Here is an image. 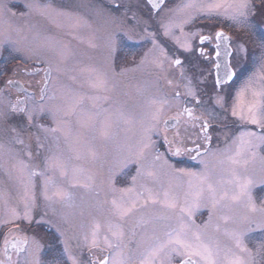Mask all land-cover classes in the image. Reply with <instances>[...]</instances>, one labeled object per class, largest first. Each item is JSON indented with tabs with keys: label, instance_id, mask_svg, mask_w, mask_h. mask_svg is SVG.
<instances>
[{
	"label": "snow or ice",
	"instance_id": "1",
	"mask_svg": "<svg viewBox=\"0 0 264 264\" xmlns=\"http://www.w3.org/2000/svg\"><path fill=\"white\" fill-rule=\"evenodd\" d=\"M109 4L106 7L103 0H56V4L33 0L25 5L29 14L38 12L57 28L65 27L61 20L67 21L73 29H93L80 12L91 9V15L103 21L106 56L101 65L81 69L86 75L78 80L75 68L67 64V45L55 61L43 54V50H56L53 37L44 36L43 43L34 48L11 42L16 52L29 59L35 56L37 64L47 67L42 69L44 82L38 97L22 85L25 95L15 100L0 89V185L5 181L18 185L23 205L22 212L13 207L10 217L0 221V228L17 221L28 225L27 230L8 227L0 264H264V195L255 194L258 185L264 186V35L256 41L259 70L241 84L234 97L226 87L238 73L226 61L221 76V64L216 63L211 108L189 88L186 103L194 102L196 107L183 106L167 119L163 118L170 104L167 95L157 96L147 87H137L133 94L123 80L133 69L116 63L121 46L131 41L152 44L138 66L148 63L149 55L158 68L165 59L169 67L179 66L182 61L169 57L162 41L170 38L186 49L190 45L182 43L174 30L187 36L185 26L201 15H226L254 30L256 17L264 26V0H181L170 8L165 0H152L157 17L167 9L154 31H149L151 14L145 17L138 0H109ZM8 12L7 3L0 0V25L8 23L4 19ZM216 38L230 39L222 30ZM209 39L200 36L201 41ZM2 43L7 47L9 42ZM88 43L97 47L91 39ZM246 43L244 37L236 41L241 57L250 54ZM226 54L232 55L230 46ZM7 83L19 85L18 81ZM181 98V93L173 94V99ZM170 122L176 129L171 138ZM158 132L168 145L163 153L153 140ZM183 156L198 161L200 169L178 167L172 161ZM208 157L227 163L230 178L214 179ZM129 175L127 186H118ZM8 195L7 187H0V200L6 203ZM77 208L78 213L69 211ZM201 208L207 209L208 219L197 224ZM49 215L59 216L56 231L62 238V251L45 260V246L27 233L33 223L51 224L44 220ZM77 215L86 223H74ZM69 231L75 245L67 237ZM255 232L262 237L249 247Z\"/></svg>",
	"mask_w": 264,
	"mask_h": 264
},
{
	"label": "rangeland",
	"instance_id": "2",
	"mask_svg": "<svg viewBox=\"0 0 264 264\" xmlns=\"http://www.w3.org/2000/svg\"><path fill=\"white\" fill-rule=\"evenodd\" d=\"M8 5V9L10 12L5 13L4 19L7 20V24L0 25V89H5L8 94H10L11 98L15 100L18 97H22L21 93H17V91L11 87L6 81L8 75H12L13 77L21 80L26 87H29L31 91H35L37 97L39 96V87L41 84L39 80L41 78L40 74L37 73H26L24 72L23 68H29L32 65L33 61L37 60V57L26 58V54L22 52H16L11 42H18L19 46L22 48H34L37 46L38 43H43L44 36H51L53 37V41L56 44L55 51H47L43 50V54L51 58L55 61L58 58V53L62 46L67 45V51L69 52L70 56L67 61L69 67L75 68L73 72L74 75L77 76L78 80L83 79L86 73H81V69L88 67L89 65H96L99 66L104 62L106 52L104 49V40H103V28L102 20H98L91 15V9H80L82 15L87 16L89 20L93 24V29L87 28H80V29H73L68 27V22L61 20L64 23L65 27L57 28L55 27L49 18L46 16L40 15L38 12H31L29 14V10L25 7L26 4L32 3L33 0H3ZM39 3L45 4L48 3L49 0H38ZM54 4H56V0H52ZM77 3H80V0H76ZM120 2V0H117ZM140 8L142 9L145 17L148 14L152 16V9L149 7L147 0H138ZM181 0H167V6L174 7L176 4L180 3ZM259 0H257V3ZM103 3L106 7L109 4V0H103ZM56 6H59L58 4ZM225 10L221 9L220 12L223 13ZM167 13V9L161 13L162 18ZM223 16V15H222ZM226 16V15H225ZM261 22L260 18L258 20ZM257 23L255 24V30L262 29ZM255 22V21H253ZM262 24V22H261ZM157 27V26H156ZM151 31V28L149 29ZM73 33L69 35V33ZM184 33H187V28L185 26ZM39 34V35H37ZM175 36L180 37L181 42H187L190 45V49L181 48L178 44H176L172 39L165 38L162 43L165 48L168 49V56L172 59L177 58V54L181 53V55L185 53H190L192 50V35L194 32L187 33L188 35H183L178 29L174 30ZM187 38H190L189 43ZM92 40L93 43L97 45V47L92 48L90 47L88 41ZM8 41V46L5 47L2 42ZM196 47V45H195ZM152 48L151 43H143V54L148 52L149 49ZM191 50V51H189ZM179 51V53H177ZM175 52V56H172V53ZM142 54V56H143ZM156 56L159 55L157 52ZM141 56V57H142ZM117 58V57H116ZM149 62L143 66H138V63L120 67L133 69L132 71H128L125 73L123 80L125 85L128 87L130 91L135 94L136 88H144L147 87L148 90L157 95V96H164L167 95L169 98L170 104L165 107L163 118L167 119L169 116L174 115V113L181 107H183L184 98L187 96L189 88H192L196 91L197 97H200L202 84H201V76L195 75L194 77L191 74V70L189 69L186 64L182 63L179 67L173 65L169 67L168 60L165 59L164 66L162 68H158L156 64L152 63L151 61L154 59L153 55H149ZM255 59V58H254ZM253 59V60H254ZM255 62L257 60L255 59ZM120 68H117L119 71ZM258 70V69H257ZM256 70V71H257ZM11 77V76H10ZM56 73H53V79L55 80ZM171 80L172 83L169 84L168 81ZM175 92H179L182 94V98L177 101L173 99V94ZM192 104H195L192 102ZM202 110V109H201ZM199 114V111H198ZM161 128H163V124H161ZM176 129H173L169 134V138L172 137L173 133ZM183 131V129H182ZM153 140L156 142V146L160 152H165V149L168 147L167 143L163 139V135L161 133H156L153 136ZM217 147V143L214 142L213 148ZM221 147V144L219 145ZM222 148V147H221ZM167 155V153H165ZM211 158V157H208ZM210 168H213V178L220 179L223 177L225 180L230 178V173L226 171L228 168L227 163L219 164L217 161L213 160L212 158L209 159ZM198 171V170H197ZM131 174H135L134 170H130ZM130 176V175H129ZM128 176V177H129ZM3 178V174L0 173V179ZM125 181L123 180V185L121 187L126 186ZM260 186V185H258ZM0 187H7L9 195L7 197V202L5 203L4 200H0V221L7 219L10 217V210L13 207H18L19 210L22 212L23 205L19 200V193L20 189L19 186L16 185L14 182L5 181L4 185H0ZM231 187V185H228ZM258 189L255 190V194L257 197L260 195H264V187L260 188V192ZM79 195L80 193L77 192V203L79 204ZM259 204V200H257ZM58 209L60 208L59 205L56 206ZM204 208H201L200 211L197 213L200 216H196V223L201 224L208 219V211H203ZM75 213H78L79 209L69 210ZM201 213V214H200ZM59 216H46L44 217L45 221L51 220V224L45 222L42 224L33 223L31 225V231L27 234L29 236L35 235L37 239L41 241V243L45 246L44 253L42 258L45 260H50L52 256L58 255L62 251V244L60 240L62 239L59 237V234L56 231L57 219ZM37 221L40 220V217H35ZM74 223H86L83 221L78 215L74 219ZM8 227H19L22 230H27L28 225L27 223H21L17 221L15 224L8 225L7 227L0 228V247H2L3 242V234L7 232ZM84 229H77L76 235H79V232ZM73 236V232L69 231L67 233V237L70 240V243L75 245L77 241L75 239H71ZM262 237L260 232L252 233V239L248 242L249 247H253V244L256 240H259ZM82 243V242H81ZM83 256L85 260L88 258L87 251L84 250Z\"/></svg>",
	"mask_w": 264,
	"mask_h": 264
},
{
	"label": "flooded vegetation",
	"instance_id": "3",
	"mask_svg": "<svg viewBox=\"0 0 264 264\" xmlns=\"http://www.w3.org/2000/svg\"><path fill=\"white\" fill-rule=\"evenodd\" d=\"M148 4L149 7L153 10L152 11L153 19L151 22L152 26L150 28L151 31H154L158 24L159 17H157L156 12H154V9L152 8L149 2ZM107 6H110V4H108ZM258 20L259 17H256L254 19L255 22L253 23L256 24ZM258 24L260 27H262V29L250 30L247 27L237 24L235 21L229 19V17L225 15L223 16L213 15L212 17L201 15L194 24L190 26L186 25L187 33H191L192 31L194 32V34L191 37L192 51L189 50L191 51L190 53H185L183 55H181V53L177 51V53H179L177 54L178 55L177 58H179L182 61V63L190 67L189 69L191 70V74L194 77H196L195 75H200L201 78H203L201 79L202 93L200 94V97H196V98L202 101L204 104L208 105L210 108H211L210 97L214 96L213 84L215 77L217 75L215 71V64L218 63L216 57L217 45L221 44V41H219L216 38V33L222 30L230 38L229 44L232 49L231 51L232 55H230L231 67L238 74L232 81L229 82L228 86L226 87V91L230 94V96L234 97L235 91L241 86V84L249 76H251L254 72H256L257 69L259 70V64L255 62V59L256 60L258 59V53L255 51V48H256V41L259 39L260 36L264 35V26H261L262 24L259 21ZM200 36H208L210 37V39L201 41ZM239 37H244L247 41L246 47L250 49V54L248 56L241 57L236 52L237 49L236 41ZM189 40L190 38H187L188 43ZM142 54H143V43H133L131 41H128L126 42L125 45L121 46L119 52L116 54L117 57L116 63L119 64L120 66L121 65L129 66L136 64L141 59ZM36 64H37L36 61H33V64L30 65L29 68H23L24 72L29 73L33 70H38V68L43 69L44 67H47V65H41L39 67ZM42 69H39L36 72L37 74L41 75V78L39 80L40 84L41 83L43 84L44 82V72ZM219 74L223 76V71H221V73ZM9 79H17V78L13 77L12 75H8L6 81H9ZM24 95L25 93L22 92L21 96L23 97ZM186 97L187 96H185V98ZM185 98L183 99L184 100L183 106L196 107L195 104L186 103ZM231 102L232 100L229 99V104H231ZM196 114L199 115L198 111ZM229 123H231V120H229ZM171 131L172 130L168 129V134ZM189 146L191 147V145ZM223 146L224 145L221 144V147ZM207 159H211V158H207ZM172 161L176 163L178 167H188L194 170H199L201 167L198 161L191 160L189 156L172 158ZM123 180L126 182L125 185L127 186V183L130 182V176L121 178V181L119 182L118 186L121 187V185H123ZM262 187L264 186H257L256 189L259 190L257 192H260V188ZM205 210L206 209H203V211ZM198 216L200 215L198 214L197 217ZM13 259H15V255H13Z\"/></svg>",
	"mask_w": 264,
	"mask_h": 264
},
{
	"label": "water",
	"instance_id": "4",
	"mask_svg": "<svg viewBox=\"0 0 264 264\" xmlns=\"http://www.w3.org/2000/svg\"><path fill=\"white\" fill-rule=\"evenodd\" d=\"M149 3H150V5L152 6V0H147ZM165 2H166V0H165ZM152 8L154 9V12H156L157 10L152 6ZM228 36V35H227ZM219 41H221V40H219ZM219 45V44H218ZM229 46H230V44H229V40H227V41H221V44L219 45V47L217 48V51H219V53H220V56L217 58V60H218V63H220L221 64V70H220V73H221V71H223V66H224V64H225V62L226 61H230V56L229 55H227L226 53L229 51ZM230 50L232 51V49H231V46H230ZM217 57V56H216ZM39 67H40V65L39 64H37ZM39 69H42V68H38V70ZM38 70H33V71H31L30 73H36ZM12 81H18L19 82V85H10L11 87H13L17 92H19V93H22L23 91H21L20 90V85H22L23 86V88H25V89H28L29 91H31L28 87H26V85L21 81V80H19V79H11ZM173 128H175L173 125H172V123L170 122L169 123V126H168V129H173Z\"/></svg>",
	"mask_w": 264,
	"mask_h": 264
},
{
	"label": "bare ground",
	"instance_id": "5",
	"mask_svg": "<svg viewBox=\"0 0 264 264\" xmlns=\"http://www.w3.org/2000/svg\"><path fill=\"white\" fill-rule=\"evenodd\" d=\"M9 80H11V79H9ZM174 129V128H173ZM173 129H169V130H173Z\"/></svg>",
	"mask_w": 264,
	"mask_h": 264
}]
</instances>
